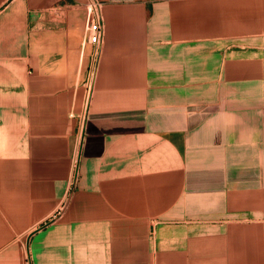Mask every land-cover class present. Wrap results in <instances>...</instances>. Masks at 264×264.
Returning a JSON list of instances; mask_svg holds the SVG:
<instances>
[{
    "label": "crops",
    "instance_id": "0c3cea01",
    "mask_svg": "<svg viewBox=\"0 0 264 264\" xmlns=\"http://www.w3.org/2000/svg\"><path fill=\"white\" fill-rule=\"evenodd\" d=\"M0 0V264H264V0Z\"/></svg>",
    "mask_w": 264,
    "mask_h": 264
},
{
    "label": "built area",
    "instance_id": "2783aa9c",
    "mask_svg": "<svg viewBox=\"0 0 264 264\" xmlns=\"http://www.w3.org/2000/svg\"><path fill=\"white\" fill-rule=\"evenodd\" d=\"M101 3L98 0H86L84 3L85 23H84V39L91 46L90 67L88 70L85 88L90 89L91 80L95 70V62L97 60L100 46L102 43V24H101Z\"/></svg>",
    "mask_w": 264,
    "mask_h": 264
}]
</instances>
